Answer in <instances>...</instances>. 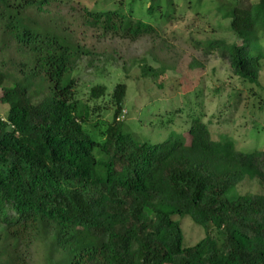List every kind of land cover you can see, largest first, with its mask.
Listing matches in <instances>:
<instances>
[{"label":"trees","instance_id":"1","mask_svg":"<svg viewBox=\"0 0 264 264\" xmlns=\"http://www.w3.org/2000/svg\"><path fill=\"white\" fill-rule=\"evenodd\" d=\"M54 1L0 0V42L21 57L17 74L0 61V264H31L34 242L45 245L47 264H264V193L236 190L246 180L264 190V151L214 140L203 116L192 115L186 133L174 129L175 112L146 122L154 109H143L133 125L119 120L126 83L91 88L90 100L107 98L113 110L105 119L108 107L79 98L70 74L90 52L50 17ZM149 3L88 12L85 24L105 36L152 37L153 23L172 21L176 8ZM216 11L236 40L207 47L221 50L233 76L260 85L264 0L221 1ZM143 63L144 77L168 70ZM178 217L205 236L184 246Z\"/></svg>","mask_w":264,"mask_h":264},{"label":"rangeland","instance_id":"2","mask_svg":"<svg viewBox=\"0 0 264 264\" xmlns=\"http://www.w3.org/2000/svg\"><path fill=\"white\" fill-rule=\"evenodd\" d=\"M131 0H55L49 10L50 17L67 27L74 40L90 54L83 56L78 70L70 74L77 83L79 98L92 107L105 108L102 115L111 121L113 110L108 99L90 100V90L96 84H104L111 92L119 83L128 85L127 106L121 120L130 125L143 109L154 110L144 119L155 120L161 115H177L176 129L186 133L192 115L203 116L210 124L214 140H231L240 151H264V68L260 85L241 81L232 75L227 61L219 51H210L207 43L235 42L230 20L218 15L216 8L221 1L233 0H173L175 13L167 23H153L157 33L135 41L103 35L86 25L88 12H108ZM189 1V2H188ZM146 7L149 0H144ZM137 8V7H136ZM147 18L144 13L135 19ZM12 46H14L11 43ZM153 58V59H152ZM153 68L167 67L158 78L141 74L142 62ZM0 61L8 73L17 74L21 57L16 50L3 47L0 42ZM65 78V75H64ZM161 85V86H160ZM0 93V117L7 114ZM42 95H32L33 102ZM145 122V123H146ZM238 194H262L263 187L246 180L237 187ZM181 222L184 246H192L205 234L189 218ZM31 264H47V251L43 243L34 242L30 248Z\"/></svg>","mask_w":264,"mask_h":264},{"label":"built area","instance_id":"3","mask_svg":"<svg viewBox=\"0 0 264 264\" xmlns=\"http://www.w3.org/2000/svg\"><path fill=\"white\" fill-rule=\"evenodd\" d=\"M122 118H123V116H122V117H120V118H119V120H121Z\"/></svg>","mask_w":264,"mask_h":264}]
</instances>
